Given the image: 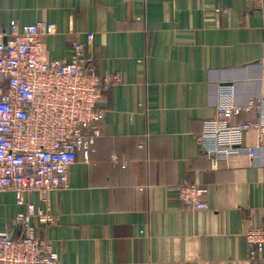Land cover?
Returning a JSON list of instances; mask_svg holds the SVG:
<instances>
[{"label":"crops","instance_id":"1","mask_svg":"<svg viewBox=\"0 0 264 264\" xmlns=\"http://www.w3.org/2000/svg\"><path fill=\"white\" fill-rule=\"evenodd\" d=\"M14 19L55 25L47 59H70L80 41L100 74L121 81L99 101L102 135L71 165L69 187L21 204L0 191V232L18 235L12 219L33 203L57 217L33 224L58 264H264V251L248 258L244 237L264 227V147L250 167L216 170L198 142L221 84L241 105L264 94V2L0 0L4 28ZM184 182L208 187V208L179 200Z\"/></svg>","mask_w":264,"mask_h":264},{"label":"built area","instance_id":"2","mask_svg":"<svg viewBox=\"0 0 264 264\" xmlns=\"http://www.w3.org/2000/svg\"><path fill=\"white\" fill-rule=\"evenodd\" d=\"M54 30L51 22L15 19L7 30L0 20V191H12L20 204L26 193L47 202L52 191L69 187L71 165L80 155L88 160L102 135L99 101L121 81L118 73L100 74L80 41L72 42L70 59H47L43 40ZM235 94L233 84L219 86L216 114L204 121L198 136L216 170L250 167L264 147V94L246 105L238 104ZM244 112L256 114L232 121ZM177 190L189 210L209 207L208 187L184 182ZM34 219L47 225L57 217L29 203L12 219L19 234L0 232V264H58L52 242L38 235ZM244 237L248 258L261 260L264 227H249Z\"/></svg>","mask_w":264,"mask_h":264}]
</instances>
